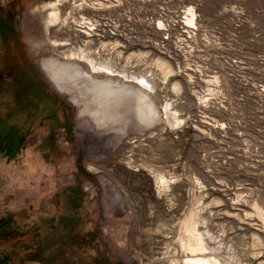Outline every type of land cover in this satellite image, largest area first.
I'll use <instances>...</instances> for the list:
<instances>
[{
  "label": "rangeland",
  "instance_id": "1",
  "mask_svg": "<svg viewBox=\"0 0 264 264\" xmlns=\"http://www.w3.org/2000/svg\"><path fill=\"white\" fill-rule=\"evenodd\" d=\"M76 1L0 0V264H169L190 215L239 264H264V0H90L79 12L98 29L134 34L102 42L139 53L158 113L104 127L40 65L75 39Z\"/></svg>",
  "mask_w": 264,
  "mask_h": 264
},
{
  "label": "bare ground",
  "instance_id": "2",
  "mask_svg": "<svg viewBox=\"0 0 264 264\" xmlns=\"http://www.w3.org/2000/svg\"><path fill=\"white\" fill-rule=\"evenodd\" d=\"M93 4L94 2L91 3L90 0H78L75 2L74 8L77 10V14L81 15L80 23L77 25L78 29H80L88 42L97 43V48H94L91 53L83 49L77 51L69 50L62 57L66 61L53 56L43 58L40 64L43 73L59 94L68 95L70 102L81 107L78 116L84 114L92 116L98 126H105V122H101L102 115L140 113L143 112V105H148L149 120L155 119V117H158L157 110L145 92L151 86L147 84L143 76H135L129 68V71L126 69L127 72L122 71L121 73L117 71L118 75L123 77L121 79L129 80L126 81L128 83L123 84L121 83L122 80H119L120 77L117 78V72L113 70L115 62L131 63L132 61L140 60L139 53L137 56H125V52L118 50L123 48L120 43H116L113 48L108 43L102 42L107 36L105 26L102 25L98 29V22L89 21L83 16L82 12H79L86 6L94 8ZM50 16L53 20L58 18L55 12H52ZM191 22L190 20L189 23L191 24ZM99 50L106 51V54L101 57L102 53L98 52ZM95 53H100V58L94 56ZM99 75H103L105 78H101ZM110 76L117 77L111 78ZM74 90L78 92V96L72 94ZM82 97H86V99L80 100ZM112 109L113 111H111ZM164 110L167 113V122L171 127H177L182 123L176 115L170 113L169 106H166ZM158 180L159 186L164 185L165 178L160 177ZM258 216L263 218L261 212H259ZM193 218H197V215H190L182 223L186 233L191 235L192 239L189 238L191 240L185 242L180 241L181 252L177 257H167L171 261L169 264H176L179 261L181 264H239L235 255H231V252L228 253L226 250L224 251L220 241L216 243L207 235V232L200 231L199 226L201 223L194 221ZM164 257L166 258V256Z\"/></svg>",
  "mask_w": 264,
  "mask_h": 264
},
{
  "label": "flooded vegetation",
  "instance_id": "3",
  "mask_svg": "<svg viewBox=\"0 0 264 264\" xmlns=\"http://www.w3.org/2000/svg\"><path fill=\"white\" fill-rule=\"evenodd\" d=\"M73 10H75L76 12H77V10L76 9H73ZM61 20H62V18H61ZM60 20V21H61ZM71 20L73 21L71 24L73 25V26H69V28L72 30V31H74V36H75V39L73 40V41H68V40H65V41H62V42H60V45H59V51H58V55H57V57L58 58H62L63 57V55L64 54H66V52H68L70 49L71 50H75V51H77V50H79L80 48H82V49H86L87 50V52L88 53H91V51L94 49V43H91V42H88L87 40H86V38H85V36H83V33L80 31V29H78V27H77V25H79V23H80V17L78 18V19H76L75 17H71ZM70 21V18L69 17H66L65 19H64V21H63V23H65V22H69ZM62 44H64V45H62ZM90 44V45H89ZM90 51V52H89ZM99 54V53H98ZM63 60H65V59H63ZM124 60H125V56H124ZM123 60V61H124ZM66 61V60H65ZM125 62V61H124ZM84 64V63H83ZM125 64H126V66H125ZM85 65V64H84ZM86 66V65H85ZM141 62H140V60H136V61H132L131 63H127V62H125V63H123V62H121V63H114V69L113 70H115L116 72L118 71V72H121L122 73V71L124 72V71H126V69L129 71V69H130V71L131 72H133V74L135 75V76H137V77H139V76H141L140 74V70H139V68H141ZM87 68V67H86ZM123 70H122V69ZM129 68V69H128ZM134 69H137V70H134ZM118 72L116 73L117 75H118ZM127 72V71H126ZM138 74H137V73ZM111 78H115V77H112V76H110ZM110 77H107V78H110ZM117 77V76H116ZM120 79H121V77H120ZM119 79V80H120ZM122 81H121V83H123V84H125V83H128V82H126L124 79H121ZM130 83V82H129Z\"/></svg>",
  "mask_w": 264,
  "mask_h": 264
},
{
  "label": "built area",
  "instance_id": "4",
  "mask_svg": "<svg viewBox=\"0 0 264 264\" xmlns=\"http://www.w3.org/2000/svg\"><path fill=\"white\" fill-rule=\"evenodd\" d=\"M99 1L101 2L100 5H102L103 7H106L105 3H108L106 0H95V5L99 4L100 3ZM112 4L110 3L107 5L109 6ZM94 22H97V21H94ZM103 25L105 26V28H106L105 30L107 31V36H106L107 41H109V40H122V39L125 40L126 39L127 41H125V42H128L129 45L132 46L133 44H135L133 46H136V43L134 42L135 36L133 33H131L132 31L127 32L128 34H125L124 31L121 32V31H117L116 29L111 28L109 23L103 22ZM107 28H109V29L107 30ZM124 30H126V29H124ZM156 46H159V44H157ZM154 49L158 51V49H160V48L154 46Z\"/></svg>",
  "mask_w": 264,
  "mask_h": 264
}]
</instances>
